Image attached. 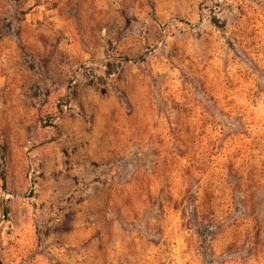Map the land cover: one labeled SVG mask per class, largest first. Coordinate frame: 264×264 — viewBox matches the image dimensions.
<instances>
[{
    "label": "rangeland",
    "instance_id": "obj_1",
    "mask_svg": "<svg viewBox=\"0 0 264 264\" xmlns=\"http://www.w3.org/2000/svg\"><path fill=\"white\" fill-rule=\"evenodd\" d=\"M0 264H264V0H0Z\"/></svg>",
    "mask_w": 264,
    "mask_h": 264
}]
</instances>
